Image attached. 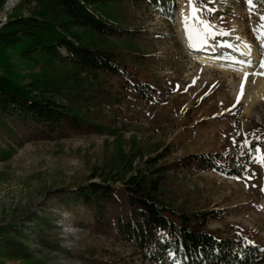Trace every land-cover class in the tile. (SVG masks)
Segmentation results:
<instances>
[{"label":"rangeland","instance_id":"374dc122","mask_svg":"<svg viewBox=\"0 0 264 264\" xmlns=\"http://www.w3.org/2000/svg\"><path fill=\"white\" fill-rule=\"evenodd\" d=\"M173 1L174 8L162 10L131 0L98 6L99 15L130 31L126 37L82 30L92 47L115 54L128 79L155 88L148 99L118 77L32 64L0 49L14 79L50 91L81 122L47 135L31 121L0 115V264H159L119 227L132 214L127 180L154 169H161V202L179 211H210L218 217L207 222L209 232L258 245L264 256V166L252 159L264 156V76L252 75L264 71V47L253 31L264 0H252L251 11L247 0H203L211 9L201 12L212 26L211 54L221 67L208 71H202L206 53L193 50L178 31L188 2ZM17 2L6 1L0 26L38 11ZM249 46L250 56L240 50ZM247 59L252 67L237 62ZM245 136L261 149L249 154L250 174L229 177L183 162L210 153L227 162V155L241 154ZM150 160L157 162L149 168ZM91 183L107 185L108 197L91 194Z\"/></svg>","mask_w":264,"mask_h":264},{"label":"trees","instance_id":"16d2710c","mask_svg":"<svg viewBox=\"0 0 264 264\" xmlns=\"http://www.w3.org/2000/svg\"><path fill=\"white\" fill-rule=\"evenodd\" d=\"M6 1L0 0V13ZM108 1L112 0H18V8L34 7L38 11L10 18L0 26V49H13L20 59L32 64L72 65L81 72L118 77L127 81L138 97L151 98L153 86L136 78L128 79L113 52L92 47L84 37L82 30L117 38L131 35L120 24L99 15L97 7ZM131 1L159 10L175 7L173 0ZM0 65V115L31 121L47 135L80 126L71 108L56 100L50 91L35 83H19L10 74L12 67L8 61L0 60ZM227 157L229 161L223 162L221 153L191 154L183 162L229 177L250 174L248 166L252 161L248 153ZM155 162L150 160L148 167ZM160 176L161 169H154L127 180L125 191L132 214L128 222L119 221L126 241L159 264L174 262L170 251L176 253L179 264H264L258 245L218 237L206 229L207 222L218 217L215 214L207 210L179 211L161 202ZM90 193L104 199L110 190L107 185L91 183ZM91 197L86 195L85 200L90 201Z\"/></svg>","mask_w":264,"mask_h":264},{"label":"snow or ice","instance_id":"6c2138e0","mask_svg":"<svg viewBox=\"0 0 264 264\" xmlns=\"http://www.w3.org/2000/svg\"><path fill=\"white\" fill-rule=\"evenodd\" d=\"M188 5L190 7V13H189V17H185L184 19V28H185V33L187 36V39L189 41V46L190 47H197L198 45H204L207 44V36H212L213 33L211 31L212 26L210 24H206L205 21L203 19H201L200 17V13L203 11H211V9L207 8L204 4H203V0H201V3L199 6H197L194 3V0H187ZM247 3L249 5V9L251 11V8L254 7V5H252V0H247ZM190 19L195 21L194 25L190 26ZM260 21L261 24L259 25L258 28L253 29L254 32H258V39L261 40V47H264V16L260 17ZM196 25H199L200 27H196ZM248 56L251 55L250 52V46H249V52L246 54ZM240 64H244L248 67H252V60L251 59H247V60H243V61H237ZM231 66V65H230ZM260 69L264 70V60H261L260 65H259ZM249 73H245V80H247ZM252 75H262L264 76V71H261L259 73H252ZM243 83L241 84V93L240 95H243ZM240 102V97H237V104ZM230 111V109H229ZM239 135V133L237 134ZM232 143L235 145L237 143L236 139L233 138ZM241 147V154H245V150H247V153L251 155V153L255 152L256 154H259L261 149L260 147H255L253 148L250 144V142L247 139V136H245L244 141L242 144H240ZM253 162H258L260 163L262 166H264V156H259V158L257 159L256 157H252ZM252 177L250 176L249 179H251ZM262 191H264V189H262ZM169 255L173 258L174 260V264H179V261H176L175 257H176V253L174 251H170Z\"/></svg>","mask_w":264,"mask_h":264},{"label":"bare ground","instance_id":"6f19581e","mask_svg":"<svg viewBox=\"0 0 264 264\" xmlns=\"http://www.w3.org/2000/svg\"><path fill=\"white\" fill-rule=\"evenodd\" d=\"M189 13H190V8L187 9V10L184 12V14H183V17H182L183 22H182L181 25H180V28H181V29L178 30L179 32L185 33L184 19H185V17H189ZM200 17H201V19L204 20V18H203V16H202L201 13H200ZM190 21H192V22H190V26L195 24V21H194V20H191V19H190ZM204 21H205V20H204ZM196 27H200V26H199V25H196ZM209 37H210V36H207V37H206V38H207V44H204V45H198V46L195 47V48L192 47L193 50L202 51V53H204V54L206 53V54L204 55V58L201 59V62L203 63L202 71H203V70L208 71V70H212V69H218V68L220 69V68H221V67L215 66V63L219 62L220 60H219L218 58L212 56V54H211L212 48L210 47V44H212V43L209 42V41H210V38H209ZM185 38H186L187 42L189 43L186 34H185ZM240 50H241V51H245V52L248 53V50H247L246 48H244V47L240 48ZM229 61H230L231 63H236L235 58H230ZM246 71H249V70H246ZM263 90H264V86H263Z\"/></svg>","mask_w":264,"mask_h":264}]
</instances>
